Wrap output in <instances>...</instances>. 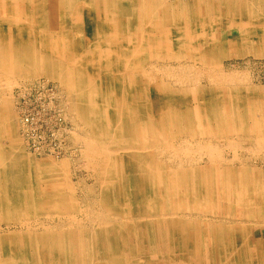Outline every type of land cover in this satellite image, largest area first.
<instances>
[{
    "label": "rangeland",
    "instance_id": "rangeland-1",
    "mask_svg": "<svg viewBox=\"0 0 264 264\" xmlns=\"http://www.w3.org/2000/svg\"><path fill=\"white\" fill-rule=\"evenodd\" d=\"M148 1L158 11L174 10L172 20L156 19L147 28L142 18L140 32L168 45L135 60L147 76L136 68L123 77L126 102H117L114 79L133 61L129 51L122 60L111 51L128 47L129 32L107 49L84 35L80 45L56 46L55 34L62 37L63 29L22 22L25 32L45 31L41 36L53 39L46 56L36 51L39 58L29 45L24 70L0 71V264H213V254L217 264H226L237 254L238 239L264 264V0ZM120 2L136 3L139 11L146 6L143 0ZM178 8L190 25L180 13L174 19ZM13 25L0 20L2 27ZM82 29L74 26L72 33ZM73 47L78 55L57 60L56 49ZM22 48L12 49L21 54ZM31 68L38 71L28 75ZM61 68L71 70L69 82L82 101L52 74ZM40 79L56 87L57 115L25 131L20 95ZM139 93L145 100L141 123L165 111L174 120L143 125L132 135L129 100ZM185 108L196 109L199 118H178ZM34 109L36 119L44 114L40 106ZM119 111L125 115L121 138L116 125L100 119ZM44 137L52 150L35 153ZM134 151L145 157L134 161ZM148 163L153 173L145 169ZM183 226L191 235L186 246ZM239 261L247 264L246 256Z\"/></svg>",
    "mask_w": 264,
    "mask_h": 264
},
{
    "label": "bare ground",
    "instance_id": "bare-ground-1",
    "mask_svg": "<svg viewBox=\"0 0 264 264\" xmlns=\"http://www.w3.org/2000/svg\"><path fill=\"white\" fill-rule=\"evenodd\" d=\"M120 1L121 0H100V1L98 0V3L95 5L93 3V1H89V0H40V3L37 5L34 2V0H0V20H2L4 23H12V25L15 22V25H13V26H8V27L0 26V71H2L8 75L10 73V71H13V70H16L17 72L24 70V68H25L24 64H27L26 60L29 59V57L31 55V52L28 51L30 49L29 45L33 44L34 46L37 47V48L34 47L35 52L33 53V57H38V53L36 52L38 50H39V52L40 51L42 52V53L40 52V54L42 56L47 55L46 45L48 44V41L50 39H53V38H51V36H48V35L41 36V34H44L45 31H42L41 34L39 32L37 34L33 33V32L32 33L31 32H25V30H24L25 24L22 22H25L26 24L30 23L31 25L33 22H34V25H36L37 23H39L40 25H42V23L51 25V23L53 22L54 26L56 27L55 31H59V30L63 29L62 33L66 32V34L62 35V37L58 33L55 34L54 43L56 44V46L58 44H60L59 41H61L62 45H65V44L69 45V46H74L75 44L80 45L78 42L83 41V38L85 37L87 42L94 43L98 46L100 44H103L104 46H106L105 48L107 49L108 45L113 46L114 44H118L120 36H122V34L127 31V32H129V35H127L125 37L128 39V43H127L128 47H122V45L120 44L119 48H115L114 51H111L115 54V57L119 60L125 59L126 53L129 51L130 59H131V61H133L130 66H134V67L129 66V68L127 69V67L125 66V71L124 72L117 71L115 79H114L115 95H117V100H118L117 102L118 103H120L122 101L126 102V96L127 95H125L124 87L122 85L123 84L122 82L124 81L123 77H125L127 74H133V75L136 74V72L133 71V70L136 71V68L138 70L137 72H143L142 71L143 68L140 67L139 64L137 65L138 61H135V60L138 59L139 55L145 57V59L152 57V55H153L152 51H155L158 48L163 49L168 45V41L166 39H164V38L159 39L156 36H152L151 35L152 33H147V34H143V35L141 34L142 32H140L141 31L140 23L142 22V18H143L144 22L148 23L147 28H149L148 26L155 24L156 19H157V21L163 20L164 23H166L165 21L172 20L171 17H172V13L174 10H171V9L167 10L165 8H162L161 11H158L157 9H153L150 6L149 7L147 6L149 4L148 0H143L144 3L143 2L142 3L145 4L146 6H144V9L142 11H139L140 9L137 7L136 3L135 4H129V3L120 2ZM87 9H88V13L90 14L88 16L85 15L86 14L85 11ZM181 11H183V10H179V8L177 9V13L173 16L174 19L178 20L179 13H180V21L190 25L192 22L191 18L188 16L186 18L183 17L181 14ZM77 12H78V15L75 16V14ZM141 12L144 13V16H142V17H140ZM156 15H158V16H156ZM15 18H17L16 21H14ZM74 19H79V22L77 24H74ZM201 19L205 20L206 17L204 15H202ZM138 20L140 22H138ZM80 25H83V29L79 33L73 34L72 31H73L74 26L79 27ZM43 29H46V28H43ZM151 29H153V27ZM135 31H136V34H137V32H140L139 35L137 34L138 39H139L137 42L133 41V39H135V37H136V36H133V33ZM49 34H50V32H49ZM83 35H84V37H83ZM160 35L163 37V35L161 33H160ZM75 39H77V40H75ZM92 40L95 42H92ZM50 42H51V40H50ZM16 46H23V48L20 49V51L22 52L21 54L20 53H18V54L14 53V50L12 48L16 47ZM8 47H10L11 49H8ZM74 48L75 47L70 49V52H64V51L60 50V48L56 49V54L58 55L57 60H59V61L64 60L65 55L66 56L70 55V60H71L72 54L75 51V50H73ZM75 53L77 55L79 54V53H77V51H75ZM33 57H31L32 60L34 59ZM67 59L69 60L68 56H67ZM117 63H118V60H117L116 64ZM65 69L66 70H62V68H61L60 71H59V69H57L55 72H52V74H54V77L59 78L61 80V82L69 89L70 94H74L73 92H75V94H77L78 92L76 91L75 86L69 82L70 78H71V75H70L71 70L69 71V68H65ZM34 71H38V70H33L31 68L30 71L28 72V75H30ZM1 74H3V73H1ZM142 74L144 76H147V74H145L144 72ZM13 80H15V79H13ZM71 80H72V78H71ZM134 93H137V92H134ZM77 96H78V100L82 101V95L77 94ZM129 104H130V108H131L129 110L132 114V117L130 120L132 127L129 128V131L132 135L137 136L140 133L141 126H143V125H148L151 127L152 126L151 124H153V122L155 123V121H158L161 123H166L167 121L174 120L171 117L170 112L165 111V113L161 112L157 117H155L153 119L149 118L147 122L141 123L140 122V116L141 115H140V112L138 110L140 108L144 107V105H145V100H144V97L141 93H139V95H136V94L131 95V98L129 100ZM203 105H204V103L202 105L197 106L199 112H200V109L202 108ZM101 107H105L108 109L109 106H107L106 103H101ZM109 109H110V107H109ZM186 110H188V108H185V110L182 111L183 113H181L178 118L184 119L186 116L189 118L191 116H193V117L197 116L196 118L197 119L199 118L198 116L200 113L198 114L196 109L192 113H190L189 111L187 112ZM104 117H105V120L103 119L102 116L100 117L102 123H104V125H108V126L111 123L116 125V127H117V128L115 127L116 133L121 138L122 137L121 134H123V127L125 125L124 112L121 113L119 111L118 113L116 112L113 114H111V113L108 114L107 112H104ZM106 128H107V126H106ZM182 128H183V126H182ZM162 131H163V129H162ZM163 139L166 140L165 138H163ZM108 140H110V139H108ZM130 155L134 161H137L138 160L137 158H139L141 156V154L138 151H134V153H132ZM148 155L151 156V152H149ZM109 157L110 156H108V155L104 156V161L106 163H110L111 159ZM143 157H145V156L142 155L141 158H143ZM144 167L147 170V172L153 173V170H156V169H153V165H150L149 163L146 164V166H144ZM202 172H204V171H202ZM177 181H178V179H177ZM184 182H183V184H184ZM178 186H179V183H178ZM148 188H149V186H146L144 188L145 192H147V193H148ZM187 189H188V187H187ZM234 189H233V192H234ZM261 190H263V189H261ZM228 193L232 194V191L228 192ZM231 194H228L229 195L228 197H230ZM236 194L234 195V197L236 196ZM225 195H227V194H225ZM237 195H239V197L245 196L242 192H238ZM37 198H38V196H37ZM247 198H249V197H247ZM254 198H255V196H254ZM181 205H182V208H184V204L181 203ZM210 205H212V204H210ZM217 206H219V205H217ZM212 207H213V205H212ZM258 210L259 209H257V211ZM215 219H217V218H215ZM0 220H1V218H0ZM217 221H218V219H217ZM57 236L58 235L55 233L52 236L54 238V240L56 239L55 241L58 240ZM145 236L149 239L150 243H153V239L151 238V236H148L147 234H145ZM190 236L191 235L189 234V232L186 231L185 226H183L182 237H183V244L185 246L187 245L186 241H187V239L190 238ZM251 237H253V236L251 235ZM7 240L8 239H3V241H2V242H4V245H6V246L8 244H10V242ZM109 240H110V246H111L112 250L117 249L116 240H113V239H109ZM244 243H247V242L244 241ZM57 244H58V242H57ZM37 245L39 246V244H37ZM245 246L246 245H244L242 248L241 241H239V239L236 240V248L235 249L237 250L236 251L237 254H235V256H233L232 258L226 260L227 261L226 264H232V263L242 264V263H240L239 259L245 258V256L247 258V264H257L254 260V254L250 253L249 249L246 250ZM214 248L216 250H218V247L216 245ZM212 262H213V264H217V262H218L217 254H215V255L213 254ZM34 263H35V260H34ZM220 263H222L221 260H219V264Z\"/></svg>",
    "mask_w": 264,
    "mask_h": 264
},
{
    "label": "built area",
    "instance_id": "built-area-1",
    "mask_svg": "<svg viewBox=\"0 0 264 264\" xmlns=\"http://www.w3.org/2000/svg\"><path fill=\"white\" fill-rule=\"evenodd\" d=\"M33 91L29 90L27 92H22L20 96V104L22 111V121L24 125V130L29 131L33 125H38L39 123H48V115L55 116L58 102V93L56 92L55 85L46 79H40L32 85ZM35 91V94L32 92ZM37 106L43 109L44 114L40 118L36 119L34 112ZM49 136V135H48ZM41 144H35L36 152H47L52 150L51 143L48 142L47 138H43Z\"/></svg>",
    "mask_w": 264,
    "mask_h": 264
}]
</instances>
